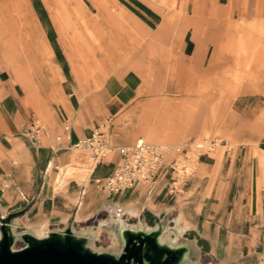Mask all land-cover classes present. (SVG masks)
I'll return each mask as SVG.
<instances>
[{
	"label": "crops",
	"instance_id": "crops-1",
	"mask_svg": "<svg viewBox=\"0 0 264 264\" xmlns=\"http://www.w3.org/2000/svg\"><path fill=\"white\" fill-rule=\"evenodd\" d=\"M108 1L145 32L162 33L168 40L175 36L182 55L198 62L207 57L212 30L220 31L228 16L219 5L210 12L208 0ZM71 5L87 23L95 20V12L109 11L104 0H72ZM65 11L66 18L60 22L46 0H0V215L23 210L14 219L15 228L39 236L72 224L76 230L92 229L99 237L107 232L102 220L114 215L109 210L120 208L126 222L162 224L189 243L199 264L207 258L260 259L264 253V84L232 101L231 136L236 145L227 141L229 148L222 147L218 155H201L196 172L175 191L170 190L174 174L167 168L152 191L148 185L118 193L100 190L96 180L113 172L120 158L117 150L96 163L86 178L61 182L60 168L75 161L80 140L107 128L110 145H133L144 139L128 144L144 124L135 127L124 119L152 106L156 108L151 115L157 116L164 102L143 98L155 83L147 81L152 72L141 57L124 58L106 75L100 63L104 76L97 87L77 73L69 53L79 50L84 30L67 18L69 9ZM62 27L76 40L74 48L65 45ZM213 49L220 55V45L215 43ZM186 101L173 102L179 107L178 116H187ZM177 123L172 126L175 132ZM34 124L39 125L37 136L30 131Z\"/></svg>",
	"mask_w": 264,
	"mask_h": 264
},
{
	"label": "rangeland",
	"instance_id": "rangeland-1",
	"mask_svg": "<svg viewBox=\"0 0 264 264\" xmlns=\"http://www.w3.org/2000/svg\"><path fill=\"white\" fill-rule=\"evenodd\" d=\"M71 1L46 0V3L51 13L57 14L60 22V19L66 18L65 8H68L69 13L67 15L69 17L67 18L73 24H79L84 30V35L79 38L78 50L74 48L78 45L75 44L76 40L70 36L65 27H62L64 34H66L63 37L65 45L70 47L72 44L76 51L69 53V56L71 60L73 58L75 60L77 73L92 79L95 87H97L101 84V79L104 76L100 70V63L104 64L106 75L114 72L120 64L119 61H123L124 58L141 57L143 63L149 64L152 72V76H147V81L155 83L150 86L155 89L149 94L143 95V98L171 99L172 103L180 102L182 98H186L185 107L189 108L202 103L206 106V113L198 121L192 119L191 116L193 115L178 116L179 119L176 124L178 131L175 132L171 129L168 132V138L175 135L177 139L168 144L185 147L193 141L219 138L227 140L229 144L231 142L236 145L235 139L231 136L233 131L232 101L239 94L260 90L264 84V0H208L210 12L214 13L216 6L219 5L227 9L228 16H224L220 31L212 30L211 43L206 46L209 48L207 57L200 62L197 59L182 55L175 36H171V39L168 40L162 33L151 35L152 33L145 32L120 8L108 0L104 1L106 2L105 8L109 11L104 9L105 13L95 12V20L88 23L78 8L71 5ZM165 7L168 10L171 9L168 5ZM59 9L62 10L61 14ZM179 9L182 12V9ZM24 14L26 13L19 15L24 17ZM72 17L73 21L71 20ZM24 20L26 27H29L30 22L27 20V16ZM215 43L221 48V62L215 71L209 72L207 69ZM150 46L153 47L150 48ZM148 48L150 49L147 50ZM82 53H85L87 60ZM238 63H240L237 68L239 74L232 75L229 73L234 71V69L231 70V67H237ZM91 64H93L94 69L91 68ZM246 73H251V75L246 76ZM234 87H236L235 95L230 99L228 97L230 95L229 89ZM217 102H220L222 109L217 110ZM154 108L156 107L152 106L150 110L139 109V112L132 118L124 119V122L131 126L136 127L143 123L145 127H142L143 130L128 144H133L139 138L156 142L149 140L148 136L151 132V125L156 120V116L151 115ZM195 116L197 115L193 117ZM179 124L180 126H178ZM206 126L212 128V133L207 136L201 135V131ZM102 130L107 131V128H102ZM221 150L219 148L216 154L211 153L210 155H218L222 152ZM75 152L77 153L76 162L95 161L94 158L91 159L92 155L87 150L76 149ZM78 176L72 174L66 177L75 178ZM18 246L20 244L16 245V247ZM95 247L111 248L116 247V245L114 240L105 233L95 241ZM263 257L264 253L260 259L252 257L249 260L228 259L218 261L207 260V258L203 260V264H259Z\"/></svg>",
	"mask_w": 264,
	"mask_h": 264
},
{
	"label": "water",
	"instance_id": "water-1",
	"mask_svg": "<svg viewBox=\"0 0 264 264\" xmlns=\"http://www.w3.org/2000/svg\"><path fill=\"white\" fill-rule=\"evenodd\" d=\"M22 213L0 215V264H199L194 248L162 224H133L110 215L102 227L116 247L96 248L94 230H76L72 224L41 236L17 230L14 219Z\"/></svg>",
	"mask_w": 264,
	"mask_h": 264
},
{
	"label": "built area",
	"instance_id": "built-area-1",
	"mask_svg": "<svg viewBox=\"0 0 264 264\" xmlns=\"http://www.w3.org/2000/svg\"><path fill=\"white\" fill-rule=\"evenodd\" d=\"M34 127L35 129L30 131L35 130L37 136L39 125ZM224 146L229 148L227 140L219 138L193 141L185 147L156 144L144 139H139L129 146H112L104 130H97L76 144L77 149L89 151L96 163H99L112 150L120 153L113 172L105 178L96 180L97 187L108 193H118L138 185H148L149 191H152L161 171L166 168L174 174L170 190L175 191L181 182L186 181L196 172L201 155L216 153ZM84 193L82 192L79 197L78 206L81 204ZM109 211L112 212V210ZM119 214L122 218L124 217L123 210L117 208L116 216Z\"/></svg>",
	"mask_w": 264,
	"mask_h": 264
},
{
	"label": "bare ground",
	"instance_id": "bare-ground-1",
	"mask_svg": "<svg viewBox=\"0 0 264 264\" xmlns=\"http://www.w3.org/2000/svg\"><path fill=\"white\" fill-rule=\"evenodd\" d=\"M220 59H221V56L219 54L212 53L211 60L209 62L207 71H209V72L215 71L220 66L219 65L221 62ZM239 65H240V63H238V67H239ZM233 69H234V71L230 70L231 72H229V73H231L232 75H238L239 69H237V68H233ZM250 75H251V73H246V76H250ZM219 85H221V84H219ZM229 90H230L229 91L230 95H228V97H230V99H231L235 95L236 87L231 88ZM163 101L164 102L159 105V110H158V114L156 116V121H155L154 125L152 126V128L150 130L151 132L149 133L148 136H149V140H153V141H156L159 143L168 144V143H171L169 141L170 139L168 138V132L172 129V126H174V122L179 119L178 115H177L179 107L177 105H175L174 103H172V101H170V100L165 99ZM216 104H217V110L222 109V105L220 104V102H217ZM195 108L197 109V112H195L196 111ZM205 108H206V106L204 103H202L201 105L195 104L194 106H191L188 108L189 111H188L187 116L197 115L195 117H193V116H191V117L193 120L198 121L201 119V117L204 115V113H206ZM212 131L213 130L211 127L206 126L201 131V135L207 136V135L211 134ZM91 159H92V157H91ZM95 163H96V161L89 160V161H84V162L74 161L70 164H67L64 167L60 168V174L58 176V180H60L61 182L66 181L68 179L66 177L67 175L70 176V175L75 174V173H78V175H81V176H78L76 179L82 180L89 175V173L91 172V170L95 166ZM111 210H112V214H114V216H116L117 208L113 207ZM117 217L122 218L121 214L117 215ZM104 222L105 221H102V223H104ZM116 222H118L119 225L123 224V221H121V220H116ZM95 233H96L95 231H91V234L93 236L96 235ZM92 244H93V242H92ZM259 264H264V257L260 261Z\"/></svg>",
	"mask_w": 264,
	"mask_h": 264
}]
</instances>
